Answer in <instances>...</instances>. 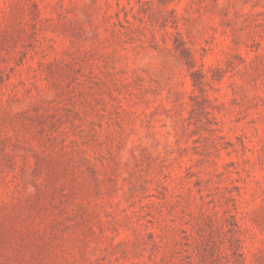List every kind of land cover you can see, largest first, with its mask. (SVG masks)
Returning a JSON list of instances; mask_svg holds the SVG:
<instances>
[{
    "label": "rangeland",
    "instance_id": "1",
    "mask_svg": "<svg viewBox=\"0 0 264 264\" xmlns=\"http://www.w3.org/2000/svg\"><path fill=\"white\" fill-rule=\"evenodd\" d=\"M0 264H264V0H0Z\"/></svg>",
    "mask_w": 264,
    "mask_h": 264
}]
</instances>
